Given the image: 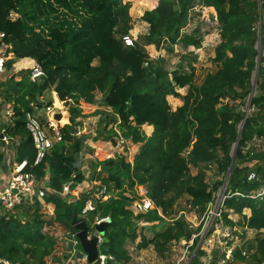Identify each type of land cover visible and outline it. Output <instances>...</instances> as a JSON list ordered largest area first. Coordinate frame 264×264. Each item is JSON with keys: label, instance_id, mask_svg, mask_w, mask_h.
Returning <instances> with one entry per match:
<instances>
[{"label": "trees", "instance_id": "trees-1", "mask_svg": "<svg viewBox=\"0 0 264 264\" xmlns=\"http://www.w3.org/2000/svg\"><path fill=\"white\" fill-rule=\"evenodd\" d=\"M200 4L218 24L220 40L212 59L217 71L207 75L199 87H191L194 68L169 76L149 58L143 46L137 42L133 47L123 45L122 37L131 30L130 3L81 0L84 17L78 26H54L44 36L37 26L50 17L54 5L71 12V0H0V47L6 46L5 54H12L14 59L34 60L43 71L37 81L30 79L28 71L6 77L0 81V99L14 111L8 132L20 141L15 150L16 162H26L23 171L32 173L37 180L49 174L45 202L54 207L51 222L75 232L71 227L74 211L78 214L87 200L85 195H80L84 197L81 200L61 193L66 183L71 182L74 189L84 180L77 155L88 136L77 137L72 131L75 120L81 116L80 102L93 105L96 94H100L102 106L115 115L103 125L106 133L102 136L98 132L97 137L115 144L114 138L123 135L139 145L132 165L116 157L96 162L92 167L100 168L94 178L106 187L108 196L94 200L95 210L89 213L88 224L91 226L96 218L110 219L101 250L113 255L117 264L129 261L126 242L136 240L139 223L165 220L182 196L189 197L193 207L204 211L214 193L224 185L218 181L210 188L205 169L214 165L226 177L231 163L221 219L230 228H240L242 237L247 231L256 233L253 257L256 264H264V194L259 195L264 190V145L249 153L244 151L245 143L253 137L264 139V0L260 40L256 0H158L156 8L140 17L147 24L143 44L168 53L178 42L183 48L199 47L200 37L182 35L180 31L188 22L189 12ZM259 43L256 95L251 106L261 111L248 116L241 129L244 109H238L237 104L245 107L252 91ZM95 61L98 64L94 66ZM13 63L6 62V69L10 70ZM185 87L189 91L181 97L176 89ZM46 91H53L63 103L70 125L60 129L61 140L54 143L40 164L33 166L35 149L24 128L23 113L32 111V104L40 108L37 99ZM168 96L180 97L182 105L171 111ZM62 120L66 121L65 115ZM143 126L152 127L150 136L140 132ZM249 160L256 161V165L246 172L245 167L239 166ZM3 161L0 148V166ZM191 168L196 170L194 175ZM103 173L105 176L101 177ZM137 187L146 188L155 209L134 217L129 207L136 199L133 196ZM33 206V212L26 207L15 214H0V258L12 264H25L22 257L35 252L37 264H61V257L66 254L64 242L42 233L44 225L52 223L42 218L39 202ZM245 210L249 216L243 214ZM231 214L239 219L234 222L229 218ZM139 237L138 249L151 245L157 255L164 256L167 243L190 241L192 233L184 221L175 219L152 238L142 234ZM245 249L243 244L234 247L231 262L226 264L245 260ZM201 255L199 248L190 264H197Z\"/></svg>", "mask_w": 264, "mask_h": 264}, {"label": "rangeland", "instance_id": "rangeland-1", "mask_svg": "<svg viewBox=\"0 0 264 264\" xmlns=\"http://www.w3.org/2000/svg\"><path fill=\"white\" fill-rule=\"evenodd\" d=\"M122 1L123 3L131 4L129 10V16L131 20L130 21L131 30L129 32V35L133 37L135 42L143 46L144 50L148 53L149 58L153 62L160 64L169 73V76H171V74L175 71L188 72L189 68H194L195 71H194V77L191 87H199L204 82L207 75L216 73L217 68L213 64L212 59L214 58L213 50L215 46L219 43L220 37L218 31V24L210 19V11L206 7L200 4L199 6L195 7L192 11H190L188 14V22L186 26L183 27L180 31V34L182 35L194 34L195 36L200 37L202 42L199 47L183 48L178 42L177 44L171 46L172 48L171 53H168L165 50H160L155 53L153 49L149 51V48H152L153 46L150 45L144 46L143 44V37L147 32V27L145 23L140 21V17L142 16L143 12L147 8L152 7L154 0H122ZM256 1L257 4H259V0ZM80 3L81 0H71L72 11L69 13L66 12L65 9H62L54 5L55 9L50 13V17H48L47 20L43 19V23L37 26V30L41 32L44 36H46L50 28L54 26H62L63 28H67V23H72V26H76V25L78 26L80 24V20H82L84 17V13L81 10ZM258 15H259V11H258ZM261 18H262V13H261ZM6 48H7L6 46L0 47V55H5V56L8 55L5 54ZM97 64H98L97 61L93 63L94 66ZM7 71L9 74V70ZM27 71L30 72V69ZM0 79L4 80V77L1 76ZM176 91L181 97H183L188 93L189 87H185L183 89H176ZM167 101L170 105L171 111H175L183 103L180 97L174 98L172 96H168ZM94 105H98V107L100 108L96 110L103 109L102 108L103 106H101L102 101L100 94H96V101ZM237 108L241 110L243 109L245 110L244 105L241 106L240 104L239 105L237 104ZM93 110L94 109L92 107L87 109L85 108L83 111L86 112V114H88L87 116L93 117L94 116ZM103 114H100L102 115V118H103ZM62 124H65V126L70 125L69 116H68V120H66V122ZM74 124L73 126H75ZM87 124L88 125L85 127L86 129L83 130V132H81V136L83 134H87L90 132H91L90 134L96 133V135L98 134V132H100L102 136L106 133L105 130L103 129V123L97 122L95 118H91V120ZM140 132L146 135L149 132V130L141 128ZM76 135L79 136L78 133ZM121 141L124 142V144L122 145V146L125 145L124 149L121 150L122 148L121 145L118 146L119 148L115 146L116 147L115 152L112 149L109 150V148H104L100 151L98 158L100 160H104L108 153H112V155L113 153H115V155L117 156L118 155L116 154V150H117L119 151L120 154L126 153L127 154L126 158L128 160V158L132 157V155L136 152L135 151L136 146L139 145L132 144L130 139L127 140L124 139L123 135H117V137H115L114 141L112 142L119 143ZM70 146L71 145L69 144L68 147L70 148ZM69 150L71 151V149ZM255 165H256V161L249 160V161H245L239 167L240 168L245 167L247 172L253 169ZM205 171H206L205 173L206 182L208 183L210 188H212L215 182L218 181H223L225 184L224 180L226 177L220 175L214 165H211V167L205 169ZM195 172L196 170L194 168L190 169L191 175H194ZM93 188L96 191V188H100V187H98L97 185V186H93ZM223 188L224 185H221L218 188V191L214 193V198L213 201L211 202V205L207 206V208L204 211L199 210L197 207H193L190 203L189 197L182 196L174 204L172 215L166 218L165 220H162L161 222L148 223V224H144L145 222H140L139 225L141 227L137 231L139 235L136 238V240L134 242L127 240L126 242L125 249L127 251V256L129 258V261L125 264H173V262H175V260L178 259L181 256V254L186 251H187L186 260L187 259L189 260L190 257L194 255L199 245L201 237L203 238L206 237L207 239L211 240V243L206 242L202 246H200V250L203 252V255L198 257L197 264H225L223 260V253L233 249L236 246L239 248L241 244H243L246 247L245 250L248 257L243 261L232 264H256V261L253 257L255 255L256 233L252 231H247L246 234L242 237L241 234L243 233V231L240 228H230L221 219V214H220V209H222L221 202L224 201V197H225V191ZM141 189L146 190V188L144 187H137L133 198L134 197L136 199L138 198L140 192L142 191ZM84 192H87V190H84L81 196L85 195L87 197V200H93V201L95 200V197H93L94 195L93 193L90 192L84 193ZM81 196H75L74 198L80 197V199L83 200L84 197ZM68 200H72V198H69ZM33 207L30 208V212L34 211ZM180 212H182V214H180ZM39 213L42 215V218L44 220L51 222L53 215H51L50 206H48V209H44V210L40 209ZM243 214L249 216L250 213L248 210H245ZM20 218L23 220L22 216ZM174 218H178L179 220L184 221L187 228L190 225L192 226L191 228H188V230L192 233V235L198 236L197 239H194L197 242L193 241L192 245L189 244V241H187V244L185 245L180 241L169 242L166 245L164 256L157 255L156 252L154 251L153 246L151 245H149L145 249L137 248L138 244L140 243L139 236L141 234L146 236L147 238H152L157 232H162L165 230V228L168 225H172L173 224L172 220ZM229 218L234 222H236L239 219L238 216L233 214L229 215ZM51 223H52L51 225H44L42 229V233L47 232L53 239L63 241V237L67 233V228H65L64 226L58 223H53V222ZM226 243H229L230 245H226ZM188 244L190 245L189 248H187ZM76 250L77 252H80L82 251V248L80 246H77ZM37 256L38 254L32 252L27 255H24V257H22L21 260L22 261L24 260L25 264H37Z\"/></svg>", "mask_w": 264, "mask_h": 264}, {"label": "built area", "instance_id": "built-area-1", "mask_svg": "<svg viewBox=\"0 0 264 264\" xmlns=\"http://www.w3.org/2000/svg\"><path fill=\"white\" fill-rule=\"evenodd\" d=\"M3 35L0 34V38H2ZM134 39L131 35H125L122 37V43L125 47H133L134 45ZM6 68V58L5 55H0V74L5 73ZM43 76V71L41 67L38 64H34L32 68L30 69V79L32 81H37ZM255 84V89L252 91L248 97V101L245 105L244 110V117L247 118L250 115L257 114L261 111V108L253 107L251 106V99L256 95V73L252 76V85ZM264 97V94H263ZM32 111L24 112V128L27 131V133L30 135L33 146L35 149V159L33 162V166H37L40 164L48 152L52 149L55 142H58L61 140V128L60 126L56 125V120L54 118H50V120H44L40 117L39 113H41V108H38V106L33 105ZM46 112L51 111V107L47 106L45 108ZM6 117L9 119L10 127L13 125L12 119L14 116L13 108L8 105L6 107ZM87 124H82L81 128H76V132L78 135L85 130ZM1 140L2 142H9L11 141V137L7 136L5 133H1ZM255 142V143H253ZM124 142H119L117 145H123ZM264 145V139L253 137L251 140L247 141L244 146L245 152H252L254 149H259L263 147ZM123 147V146H122ZM26 165V162H23L21 165L16 164L13 169L11 170V173L5 177L0 178V214H15L18 212V210L26 207H31L34 205V203L37 201L41 204V209H48V206L50 204L45 202L46 192L48 189L43 187L41 185L40 180H37L36 177L30 173L23 171L24 166ZM211 165L208 167L210 168ZM225 191V186H224ZM71 190V182L66 183L62 188V194H68ZM138 198L130 205L129 210L131 211V214L136 217L141 214H146L149 211H152L155 209L154 203L152 200H150L147 196L146 190L141 189ZM93 197L95 199H105L106 190H96L93 192ZM264 194V190L261 191L259 195ZM235 195H240L238 193H235ZM225 199V197H224ZM223 202H221V207L223 208ZM211 205V203L209 204ZM208 205V206H209ZM95 210V204L93 200H86L84 205L82 206L81 210L77 214V217L80 221H85L87 225V239H90L92 236L96 234L97 236V257L96 260L91 264H117L116 258L108 253H105L101 250V244H102V237L97 233L96 225L100 223H105L106 225L110 223V219L108 217L102 218V219H95L94 223L91 224V226L88 224V215L90 212H93ZM53 214V211H51ZM222 212V209H220V214ZM51 214V215H52ZM182 214V212H180ZM174 218L172 221H174ZM148 224V223H144ZM143 225V224H141ZM192 226H188V228H191ZM204 236V235H203ZM197 235H192L191 240L189 241V244L192 245L194 239H196ZM64 247L66 250V254L61 257V264H87L88 262V256L83 251L77 252L76 247L80 246V242L77 238V231L73 232L70 230H67L66 235L63 237ZM179 242V241H178ZM184 245L187 244V241L180 240ZM211 243V240L207 239L206 237H201L199 245L196 249V251L202 246L204 243ZM187 245V248H189L190 245ZM226 245H230L229 243H226ZM81 247V246H80ZM232 250H228L227 252H224V263L231 262V256H232ZM195 251V253H196ZM194 253V254H195ZM194 256V255H193ZM191 256L190 259L193 257ZM187 257V251L183 252L181 256L173 262V264H189L190 259L186 260ZM12 264L8 260H4L0 258V264ZM233 263V262H232ZM231 263V264H232ZM17 264V263H15ZM89 264V263H88Z\"/></svg>", "mask_w": 264, "mask_h": 264}, {"label": "crops", "instance_id": "crops-1", "mask_svg": "<svg viewBox=\"0 0 264 264\" xmlns=\"http://www.w3.org/2000/svg\"><path fill=\"white\" fill-rule=\"evenodd\" d=\"M157 4H158V0H154L152 7L147 8L145 11L152 10V9L156 8ZM145 25L147 27V24H145ZM153 47L149 48V51H151V49H153V51L156 53L157 51ZM5 58H6V62L13 60L14 63L12 65V68L9 70V74L7 71L8 69H6V68H5V73L0 74V77L1 76L4 77V80L6 77H9L12 74L18 75V74H21L22 72H26L27 70L31 69L32 66L35 64V61L30 59V58L14 59L12 54H8L7 56H5ZM4 80L0 79V81H4ZM37 100H38V103L41 105L40 108L42 109L41 113H39V115L44 120V122L46 120H50V118H54L56 120V122H55L56 125L63 128L65 126V124H62V123H65L66 121L62 120V118L65 115L66 120H68L69 113L65 109V107L63 106V103L57 99L56 94L53 91H46L42 94V96L38 97ZM8 105H9L8 102H5L2 99H0V141H1L0 148L4 153V161H3L2 165L0 166V178L9 175L11 173V170L13 169V167L16 164H18L15 160V153H16L15 150H16V147L19 145L20 141L18 138L12 137L8 132V130L10 128V122H9V119L6 117V112H5L6 107ZM33 105L34 104H32L31 107ZM47 106L51 107V111L49 113L46 112V110H45V108ZM92 107L94 109L93 110L94 116L93 117L87 116L88 114H86V112H84L83 110L85 108L87 109V108H92ZM79 108L81 110V116L75 120L76 126L72 129V131L75 133V135L77 134L75 129L81 128L82 124H87L91 120V118H95L97 122H99V123L102 122L104 125L105 123L109 122L111 117L113 118V116H115L113 111L110 108L104 107V106L102 107L103 108L102 110H96V109H100L98 107V105L84 104L83 102L82 103L80 102ZM99 111H102V112H99ZM103 113L105 114V117H104ZM100 114H103V118H102V115H100ZM56 116H59V118L58 119L55 118ZM107 117H110V118H107ZM101 119H103V120H101ZM110 125H112V122L109 123V125H107L108 126L107 128H109ZM142 129L149 130V132L146 134V136L151 135L152 127L143 126ZM1 133H5L7 136H10L11 141L6 142V143L2 142ZM90 133L83 134V135L88 136V139L84 142V144L81 148V151L78 154V156H79L78 157V167L84 176V180L81 184H77L74 189H72V187H71V190L68 194H70L73 198L75 196H80L84 190H87V192H90V193L95 192L93 186H97V185H98V187H100L99 190H102V189L106 190L105 195L108 196V194H107L108 191H107L106 187L103 184L101 185V182L97 179V177L94 178L95 176H97V173L100 172V168L96 167L97 169L96 168L93 169L92 168L93 164L96 162L105 161L107 159H112V158L114 159L116 157H121L125 160L126 163L132 165L134 157L139 151V146H136V148H135L136 152L132 155V157H129L128 160L126 158L127 157L126 153L120 154L119 151H117V150H116V154H118L117 156L115 155V153H113V155H112V153H108L104 160H100L98 158L100 151L104 148H109V150L112 149L115 152V148L118 147V145H116L117 142L115 144H113L110 141L103 140L102 137H97L96 133H92V134H90ZM80 136H81V134L77 137H80ZM124 147H125V145L121 148V150L124 149ZM102 176H105V174L103 173L101 175V177ZM40 183H41V185H43V187L48 189L49 188V174H47L46 177L41 179ZM87 192H84V193H87ZM65 195L66 194H63L62 196H65ZM50 207H51V211H53L54 210L53 205L50 204ZM51 214H52V212H51Z\"/></svg>", "mask_w": 264, "mask_h": 264}, {"label": "water", "instance_id": "water-1", "mask_svg": "<svg viewBox=\"0 0 264 264\" xmlns=\"http://www.w3.org/2000/svg\"><path fill=\"white\" fill-rule=\"evenodd\" d=\"M258 10H259V16H258V19H259V40H260V29H261V2L259 0V4H258ZM260 53H261V50H260V43L258 45V61H257V69H256V75L258 73V65H259V57H260ZM255 89V84L253 85V91ZM55 118H59V116H56ZM245 117H244V120L242 122V126H241V129L243 127V124H244V121H245ZM238 145V142L236 144V147ZM231 167H232V163L229 167V170H228V173H227V176H226V179H225V184L224 186L226 185V181H227V178L230 174V170H231ZM71 227H73V229H75L77 231V238L80 242V246L82 248V251L84 253L87 254L88 256V263L91 264L93 263L95 260H96V257H97V236L96 234L94 236H92L90 239H87V225L85 223V221H80L77 217V211H74V215H73V219H72V222H71ZM105 227H106V224L105 223H100L98 225H96V230H97V233L101 236L104 235V231H105ZM195 255V254H194ZM194 257V256H193ZM193 257L190 259V262L189 264L191 263ZM3 264V263H1Z\"/></svg>", "mask_w": 264, "mask_h": 264}]
</instances>
